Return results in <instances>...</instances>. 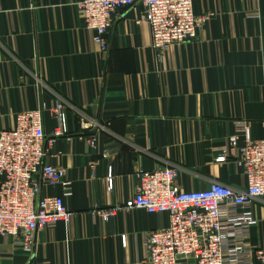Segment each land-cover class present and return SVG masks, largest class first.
I'll list each match as a JSON object with an SVG mask.
<instances>
[{"label":"crops","instance_id":"1","mask_svg":"<svg viewBox=\"0 0 264 264\" xmlns=\"http://www.w3.org/2000/svg\"><path fill=\"white\" fill-rule=\"evenodd\" d=\"M77 1L0 0V131L14 128L19 112L40 109L44 162L71 180L69 193L41 188L62 197L70 223L35 231L29 251L0 236V264H147L145 236L169 217L124 207L139 174L170 166L183 190L211 182L245 190L242 169L233 157L217 162L218 149H229L230 136L246 143L241 123L264 140V0H192L202 18L195 37L157 51L141 1L117 10L106 50ZM57 103L64 137L53 136ZM114 208L106 219L98 213ZM252 213L248 241L259 247L264 197L253 198Z\"/></svg>","mask_w":264,"mask_h":264},{"label":"built area","instance_id":"2","mask_svg":"<svg viewBox=\"0 0 264 264\" xmlns=\"http://www.w3.org/2000/svg\"><path fill=\"white\" fill-rule=\"evenodd\" d=\"M143 4V19L151 29V42L157 51L195 37L202 18L192 8V0H80L76 7L92 41L107 49L106 32L118 9ZM53 109L57 125L53 136L68 135L65 112L60 103ZM247 141L238 147L229 137V149H218L217 162L233 157L246 179L245 190L218 182L203 189L183 190L177 183L178 170L164 166L139 174L135 192L124 207L141 208L148 213H166L169 224L148 231L144 240L147 264H264V244L249 243L250 228L256 223L252 213L254 197H264V140H252L241 123ZM14 128L0 131V236L31 250L34 233L58 223L68 225L71 212L61 196L41 195L42 186L62 185L69 193L71 180L60 167L44 162L46 141L40 109L21 111ZM95 137L88 144L96 148ZM111 187V175L108 177ZM114 209L99 210L106 219ZM35 264H43L36 262Z\"/></svg>","mask_w":264,"mask_h":264}]
</instances>
